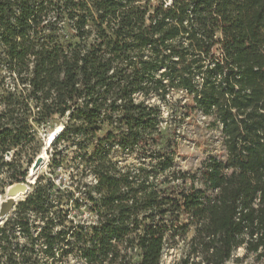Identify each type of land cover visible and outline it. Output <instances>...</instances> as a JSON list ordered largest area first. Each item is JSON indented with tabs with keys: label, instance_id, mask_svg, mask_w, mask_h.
<instances>
[{
	"label": "trees",
	"instance_id": "trees-1",
	"mask_svg": "<svg viewBox=\"0 0 264 264\" xmlns=\"http://www.w3.org/2000/svg\"><path fill=\"white\" fill-rule=\"evenodd\" d=\"M0 80V192L55 117L50 148L75 147L93 179L80 200L39 176L0 225V264H162L180 242L174 264L264 261V0H0ZM174 92L214 119L224 159L176 169Z\"/></svg>",
	"mask_w": 264,
	"mask_h": 264
},
{
	"label": "rangeland",
	"instance_id": "rangeland-1",
	"mask_svg": "<svg viewBox=\"0 0 264 264\" xmlns=\"http://www.w3.org/2000/svg\"><path fill=\"white\" fill-rule=\"evenodd\" d=\"M68 37V42H76L71 38L70 33ZM10 82L11 81L9 79L5 81L6 84H9ZM168 100V106L160 104L164 117V123L162 124L161 129L165 140H170L172 145L176 148V169L183 173H194L205 160L211 157L224 159L226 154L223 146L221 129L216 124H214V119L204 116L200 111L193 109L192 107L184 108L186 104H191V99L188 98L183 92H174ZM63 122V120L55 117L53 120L47 123L46 126L38 128V144L40 146L44 145L45 147L46 137L53 129H55V127L61 125ZM108 130H110V128L105 126L101 135H104ZM76 151L77 149L75 147L68 144H59L54 149H48L49 157L45 159V168L39 176L51 178L55 188H58L63 192H71L75 195V198L82 200V194L77 189L83 184L90 183L93 179L92 177L86 175V173L82 172V165H79V160H75ZM56 152H58L57 161L63 160V165L55 170L53 175H51L49 164L52 160V156L55 155ZM38 157L39 155H35L33 150L25 148L21 151L19 159L22 160L24 163V168H26L27 163L30 160L34 159V165ZM10 158L11 155L8 154L6 156V160H10ZM46 181L47 179H45V182ZM30 187L31 193L33 186ZM6 194L7 189L4 193L0 192V201L5 200V197L7 196ZM27 196L28 194H25L23 200H25V197ZM17 205L18 202L12 206L9 212L4 216V219L0 225H2L8 218L14 215ZM2 208L3 204H0L1 211ZM69 208L70 210L73 208L72 201L69 202ZM71 216H75L74 218L72 217L75 223L80 221L91 222L93 220V216L85 206L82 207L81 210L76 213V215L73 211ZM193 233V229H191L188 237H192ZM183 252L184 245L182 242H180L175 247H170L163 257L162 264H174L175 262H178L182 257ZM238 255H242V252L240 251ZM249 263L264 264V261L260 263H254L253 260L250 259ZM67 264L80 263L76 262V260L70 257L67 261Z\"/></svg>",
	"mask_w": 264,
	"mask_h": 264
},
{
	"label": "bare ground",
	"instance_id": "bare-ground-1",
	"mask_svg": "<svg viewBox=\"0 0 264 264\" xmlns=\"http://www.w3.org/2000/svg\"><path fill=\"white\" fill-rule=\"evenodd\" d=\"M62 129H63L62 125H58L57 127H55V129H53L50 132V134L46 137L45 141H49V142L54 141L55 138L60 134ZM50 147H52V146H50ZM46 149H47V147L42 150V152L40 153V155L38 157L39 160L40 161L43 160V162L41 164L38 163L36 166L34 164L31 167V169L29 170V174H28V177H27V179H28L27 185H28V188H29L28 191L25 192V190L19 189L18 194L14 195L11 192H12V190H15L16 188H19L18 187L19 185L15 184V185L9 186L7 188V194H6L7 196L5 197V200H1L0 204H4L8 200H11V201L14 200L16 203L17 202L19 203L20 200H23L25 194H29V192L31 191V187L30 186H32L34 184L36 178L41 174V172L45 168V159H47L49 157V152ZM25 198H27V197H25ZM4 216L5 215H3L2 211L0 210V222L3 221Z\"/></svg>",
	"mask_w": 264,
	"mask_h": 264
},
{
	"label": "water",
	"instance_id": "water-1",
	"mask_svg": "<svg viewBox=\"0 0 264 264\" xmlns=\"http://www.w3.org/2000/svg\"><path fill=\"white\" fill-rule=\"evenodd\" d=\"M47 147V149L46 150H48L49 149V142L48 143H45V147L44 148H46ZM43 162V160L42 161H40L39 160V158L36 160V162H35V166L38 164V163H42ZM39 167V166H38ZM38 179V177L36 178V180ZM36 180H35V182H34V184L36 183ZM27 182H28V179H26V182L25 183H18L17 185H19L18 187L19 188H16L15 190H12V194H14V195H17L18 194V192H19V189H22V190H25V192L26 191H28V185H27ZM33 184V185H34ZM32 185V186H33ZM30 193V192H29ZM29 195V194H28ZM15 204H17L14 200H8L7 202H5L4 204H3V208H2V214L3 215H6L8 212H9V210L12 208V206H14ZM1 223V222H0Z\"/></svg>",
	"mask_w": 264,
	"mask_h": 264
}]
</instances>
